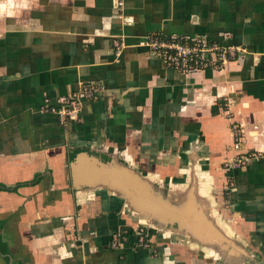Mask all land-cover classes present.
<instances>
[{
  "label": "crops",
  "instance_id": "crops-1",
  "mask_svg": "<svg viewBox=\"0 0 264 264\" xmlns=\"http://www.w3.org/2000/svg\"><path fill=\"white\" fill-rule=\"evenodd\" d=\"M149 34L238 58L183 76L139 45ZM115 39L128 45L119 55ZM81 83L96 98L61 124L46 101ZM81 151L142 174L163 199L200 181L245 252L203 247L175 233L182 223L148 229L150 250L132 234L113 247L139 224L97 190L101 174L85 169L88 186H75ZM242 153L260 156L225 169ZM0 264H264V0H0Z\"/></svg>",
  "mask_w": 264,
  "mask_h": 264
},
{
  "label": "water",
  "instance_id": "water-1",
  "mask_svg": "<svg viewBox=\"0 0 264 264\" xmlns=\"http://www.w3.org/2000/svg\"><path fill=\"white\" fill-rule=\"evenodd\" d=\"M115 165L110 163L105 165L99 157L90 155L87 151H81L71 165L74 184L77 187L88 186L89 181H86L85 169L91 171V176H94L96 172L104 177L102 180L106 183L99 186L97 190L118 200L126 213L136 218L139 225L159 232L166 229L168 224L182 223L183 226L175 230V233L178 235L191 234L193 238L197 237L202 240L200 244L203 247L210 244L216 248L212 250L224 256L227 255V251L230 252L229 255L233 252H245L243 245L235 239L228 238L225 234V229L220 225V217L211 199L200 191V189L203 190L200 181L195 182V186L192 181L188 182L184 188L187 191L186 195L181 198L175 194L163 199L161 188H158L155 182H151L138 172L122 168L120 165L114 168ZM189 167L190 165H187V169ZM190 169L193 167L191 166ZM177 190L179 188L176 187L175 193ZM177 199L180 200L181 205L179 208H174L172 202H179ZM181 206L184 209H181ZM223 242L226 243L225 246Z\"/></svg>",
  "mask_w": 264,
  "mask_h": 264
},
{
  "label": "built area",
  "instance_id": "built-area-1",
  "mask_svg": "<svg viewBox=\"0 0 264 264\" xmlns=\"http://www.w3.org/2000/svg\"><path fill=\"white\" fill-rule=\"evenodd\" d=\"M124 5L123 1L119 2ZM117 55H119L128 45L119 39L113 41ZM140 46L149 50L166 67L178 72L183 76L200 73L207 70H222L225 65L233 59L238 58V51L233 47H225L219 43H213L202 38L178 36L168 37L159 34H149L139 43ZM96 98L95 89L88 83H81L77 91L71 95L60 97L56 105H50L46 101L45 111L55 114L60 123L66 125L77 118L85 100ZM235 149H240V142L235 141ZM257 153L239 154L225 162V169L237 170L246 166L251 160L259 158ZM233 186V184H232ZM132 234L137 237L136 245L150 250L153 241L147 228L138 225L122 229L121 233L113 235V247L127 239L124 236Z\"/></svg>",
  "mask_w": 264,
  "mask_h": 264
},
{
  "label": "rangeland",
  "instance_id": "rangeland-1",
  "mask_svg": "<svg viewBox=\"0 0 264 264\" xmlns=\"http://www.w3.org/2000/svg\"><path fill=\"white\" fill-rule=\"evenodd\" d=\"M219 203V204H218ZM218 203H216V207L219 208L221 207V199H219ZM219 205V206H218Z\"/></svg>",
  "mask_w": 264,
  "mask_h": 264
}]
</instances>
